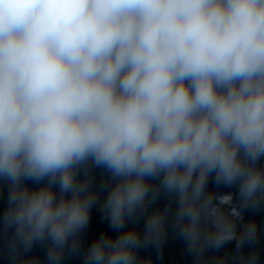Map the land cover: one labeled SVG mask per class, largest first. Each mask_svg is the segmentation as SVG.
<instances>
[{"label":"clouds","instance_id":"obj_1","mask_svg":"<svg viewBox=\"0 0 264 264\" xmlns=\"http://www.w3.org/2000/svg\"><path fill=\"white\" fill-rule=\"evenodd\" d=\"M5 185L9 264H264V0H0Z\"/></svg>","mask_w":264,"mask_h":264}]
</instances>
